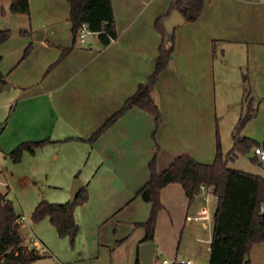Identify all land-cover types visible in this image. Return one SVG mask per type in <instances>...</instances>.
Returning <instances> with one entry per match:
<instances>
[{
	"label": "crops",
	"instance_id": "obj_1",
	"mask_svg": "<svg viewBox=\"0 0 264 264\" xmlns=\"http://www.w3.org/2000/svg\"><path fill=\"white\" fill-rule=\"evenodd\" d=\"M10 1L0 0V29L10 30L0 43V189L14 174L3 161L32 157L28 170L15 169L22 185L43 184L45 199L64 202L77 178L87 194L73 210L72 241L51 223L44 236L38 232L40 240H25L43 248L40 258L49 264H134L139 245L149 241L142 222L151 203L137 191L149 179L150 160L161 171L179 154L212 162L217 142L228 151L246 109L245 89L256 112L239 135L264 148V0H203L196 19L175 26L171 59L152 89L158 125L151 112L131 106L92 141L91 133L152 72L162 38L154 22L174 0H111L117 36L103 44L95 33L91 47L74 37L67 0H28V13L12 12ZM41 139L48 141L18 161L8 156L19 143ZM244 155L252 166L245 169L264 176V159L253 147ZM159 200L154 264H208L211 186L189 197L171 181Z\"/></svg>",
	"mask_w": 264,
	"mask_h": 264
},
{
	"label": "trees",
	"instance_id": "obj_2",
	"mask_svg": "<svg viewBox=\"0 0 264 264\" xmlns=\"http://www.w3.org/2000/svg\"><path fill=\"white\" fill-rule=\"evenodd\" d=\"M69 4V20L74 37L82 22L94 31L103 44H108L117 36L111 0H67ZM203 7V0H174L169 10L155 19V26L162 34L155 58L154 68L147 80L140 82L136 90L125 98L122 105L95 129L88 140H94L120 114L131 106H138L154 115L155 125L160 120L159 106L152 95L157 76L171 59L174 37L166 39V31L162 17L176 8L185 21L196 19ZM9 9L12 12H29L28 0H11ZM22 32V31H21ZM10 34L9 29H0V43ZM30 44L24 49L27 53ZM1 57V56H0ZM247 76L243 73V81ZM5 82L0 72V87ZM245 111L239 116L233 127V143L231 148L222 152L219 143L212 162L195 160L187 154L177 155L171 163L161 171L155 167V159L149 162V179L138 189L137 193L151 203L148 218L142 222L145 227L143 240L153 239L156 212L160 208L159 192L163 185L176 181L182 184L185 193L192 197L199 191V184L211 186L216 195V206L213 212V229L210 242L208 264H250L247 255L255 242L264 241V176L228 165V162L239 153L247 152L258 142L248 136H240L239 130L256 112L252 98L245 89ZM7 118L3 121L5 123ZM47 139L25 141L16 145L8 156L18 161L24 150L33 152L36 147L46 143ZM254 160V158H251ZM87 197L81 187L74 201L55 202L40 198L33 207L30 217L37 221L48 217L56 228L58 235L68 234L74 228V207ZM21 214L15 210L14 203L0 189V264H30L43 256L35 247L29 246L20 231ZM72 241V237H71ZM134 264H139L136 256Z\"/></svg>",
	"mask_w": 264,
	"mask_h": 264
},
{
	"label": "rangeland",
	"instance_id": "obj_3",
	"mask_svg": "<svg viewBox=\"0 0 264 264\" xmlns=\"http://www.w3.org/2000/svg\"><path fill=\"white\" fill-rule=\"evenodd\" d=\"M1 117L2 115L0 112V118ZM245 153L246 152L239 153L238 154L239 157L236 158L238 155L234 157L232 160L228 162V165L234 168L247 171L248 169L245 168H249V166L251 165L249 162L251 161L249 156L244 155ZM32 161H35L32 157L24 158L21 164H14L10 160L3 161L4 164H6L4 166H9L8 171L9 172L13 171L14 174L13 176L8 175L10 180V185L1 186V188L2 191L6 193V197L13 201L15 210L25 217L24 222L20 225V231L25 240L30 239L31 236H34L35 238L39 239L40 237L38 235L39 234L38 232L43 234L46 230L47 225L48 227H51L50 226L51 222L49 221L48 217L44 218V220L40 219L37 221L32 220L30 217V213L34 206L33 204L35 199L44 197L43 195L46 190V187L43 184H39L37 186H34L33 184H28L24 186L20 183L19 177L15 172V169H17V172L28 170L30 168L29 166L31 165L30 163ZM2 177L3 174L0 172V178ZM69 198H70V192H69ZM41 230L43 233L41 232ZM247 258H249L250 264H264V244L262 242L255 243L254 246L250 249ZM32 264H49V263L48 260H45L44 258H40L38 260H35Z\"/></svg>",
	"mask_w": 264,
	"mask_h": 264
},
{
	"label": "water",
	"instance_id": "obj_4",
	"mask_svg": "<svg viewBox=\"0 0 264 264\" xmlns=\"http://www.w3.org/2000/svg\"><path fill=\"white\" fill-rule=\"evenodd\" d=\"M183 15L176 8H172L167 16L162 19L165 31L166 39H170L173 35L175 26L184 22ZM82 187V183L79 179L74 178L71 181L70 186V198L72 202L76 199L79 190ZM74 228H70L68 234L72 237ZM155 251V244L153 241H144L139 245V264H154L153 254Z\"/></svg>",
	"mask_w": 264,
	"mask_h": 264
},
{
	"label": "built area",
	"instance_id": "obj_5",
	"mask_svg": "<svg viewBox=\"0 0 264 264\" xmlns=\"http://www.w3.org/2000/svg\"><path fill=\"white\" fill-rule=\"evenodd\" d=\"M95 34L94 31H92L87 23L85 22H82L80 24V26L78 27L77 29V32H76V39L79 43L81 44H87L89 47L92 46V42L90 41V38ZM113 40V39H112ZM253 152L258 155V157L260 159H264V148L261 146V145H255L253 146ZM199 189L200 190H205L206 189V184L204 183H200L199 184ZM264 207V206H263ZM201 213L208 217V208L207 207H203L201 209ZM190 218V216H189ZM18 220L20 221V223L22 224L25 220V217L23 215H20ZM37 249V248H36ZM38 251H44V249H37ZM183 262H186V263H190V259H187V260H182Z\"/></svg>",
	"mask_w": 264,
	"mask_h": 264
}]
</instances>
